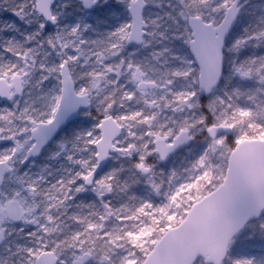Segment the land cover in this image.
Masks as SVG:
<instances>
[{
    "label": "snow or ice",
    "instance_id": "obj_1",
    "mask_svg": "<svg viewBox=\"0 0 264 264\" xmlns=\"http://www.w3.org/2000/svg\"><path fill=\"white\" fill-rule=\"evenodd\" d=\"M0 264H264V0H0Z\"/></svg>",
    "mask_w": 264,
    "mask_h": 264
},
{
    "label": "trees",
    "instance_id": "obj_2",
    "mask_svg": "<svg viewBox=\"0 0 264 264\" xmlns=\"http://www.w3.org/2000/svg\"><path fill=\"white\" fill-rule=\"evenodd\" d=\"M5 18H7V17H5ZM80 119H82V118H80Z\"/></svg>",
    "mask_w": 264,
    "mask_h": 264
},
{
    "label": "rangeland",
    "instance_id": "obj_3",
    "mask_svg": "<svg viewBox=\"0 0 264 264\" xmlns=\"http://www.w3.org/2000/svg\"><path fill=\"white\" fill-rule=\"evenodd\" d=\"M83 119V118H82Z\"/></svg>",
    "mask_w": 264,
    "mask_h": 264
}]
</instances>
